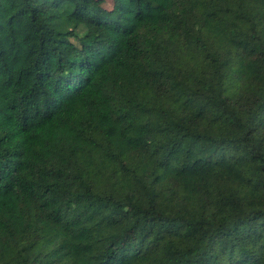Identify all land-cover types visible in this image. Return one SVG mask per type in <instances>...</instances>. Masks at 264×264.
<instances>
[{
  "label": "trees",
  "instance_id": "trees-1",
  "mask_svg": "<svg viewBox=\"0 0 264 264\" xmlns=\"http://www.w3.org/2000/svg\"><path fill=\"white\" fill-rule=\"evenodd\" d=\"M0 0V264H264V0Z\"/></svg>",
  "mask_w": 264,
  "mask_h": 264
},
{
  "label": "rangeland",
  "instance_id": "rangeland-1",
  "mask_svg": "<svg viewBox=\"0 0 264 264\" xmlns=\"http://www.w3.org/2000/svg\"><path fill=\"white\" fill-rule=\"evenodd\" d=\"M95 1L100 7L106 10H112L114 7L112 0H95Z\"/></svg>",
  "mask_w": 264,
  "mask_h": 264
}]
</instances>
